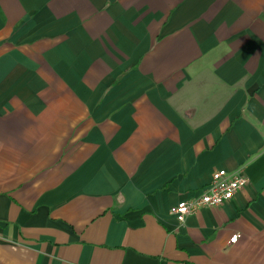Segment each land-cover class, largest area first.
<instances>
[{
  "label": "crops",
  "instance_id": "crops-1",
  "mask_svg": "<svg viewBox=\"0 0 264 264\" xmlns=\"http://www.w3.org/2000/svg\"><path fill=\"white\" fill-rule=\"evenodd\" d=\"M0 264H264V0H0Z\"/></svg>",
  "mask_w": 264,
  "mask_h": 264
},
{
  "label": "built area",
  "instance_id": "built-area-1",
  "mask_svg": "<svg viewBox=\"0 0 264 264\" xmlns=\"http://www.w3.org/2000/svg\"><path fill=\"white\" fill-rule=\"evenodd\" d=\"M248 183L249 179L242 169L229 172L221 169L215 170L211 174L210 182L198 197L171 206L169 213L174 216L178 223H183L188 215L195 213L200 208L220 207L229 202ZM234 236L230 238V244L237 240L233 242Z\"/></svg>",
  "mask_w": 264,
  "mask_h": 264
},
{
  "label": "clouds",
  "instance_id": "clouds-1",
  "mask_svg": "<svg viewBox=\"0 0 264 264\" xmlns=\"http://www.w3.org/2000/svg\"><path fill=\"white\" fill-rule=\"evenodd\" d=\"M236 239H238V236H234V237H233V242H234Z\"/></svg>",
  "mask_w": 264,
  "mask_h": 264
}]
</instances>
